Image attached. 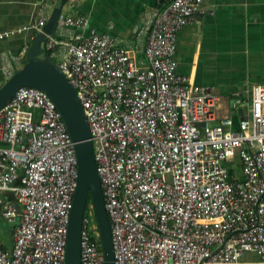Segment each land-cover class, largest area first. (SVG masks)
<instances>
[{
  "label": "built area",
  "instance_id": "obj_1",
  "mask_svg": "<svg viewBox=\"0 0 264 264\" xmlns=\"http://www.w3.org/2000/svg\"><path fill=\"white\" fill-rule=\"evenodd\" d=\"M204 1L164 0L144 64L64 10L57 27L85 35H47L42 44L74 87L90 130L113 264H240L247 252L264 264V85L251 87L248 112L234 127L211 87L176 74L177 35L206 12ZM44 25L40 18L0 39ZM76 182L74 143L54 102L19 88L0 111V221L12 226L10 245L0 236V264H64ZM80 264H104L91 205Z\"/></svg>",
  "mask_w": 264,
  "mask_h": 264
},
{
  "label": "crops",
  "instance_id": "obj_2",
  "mask_svg": "<svg viewBox=\"0 0 264 264\" xmlns=\"http://www.w3.org/2000/svg\"><path fill=\"white\" fill-rule=\"evenodd\" d=\"M55 5L47 0H0V33L40 18L46 24ZM163 6L164 0H78L62 10L85 17L97 33L111 36L144 64L149 28ZM204 10L177 35L176 74L211 87L221 99L219 113L230 116L236 127L248 112L251 87L264 85V0H205ZM36 34L31 30L0 39V86L7 79L6 65L13 73L25 62L26 55L20 54ZM60 34L70 39L85 32L56 26L52 35ZM233 172L241 178L238 166ZM240 264L261 263L247 252Z\"/></svg>",
  "mask_w": 264,
  "mask_h": 264
},
{
  "label": "water",
  "instance_id": "obj_3",
  "mask_svg": "<svg viewBox=\"0 0 264 264\" xmlns=\"http://www.w3.org/2000/svg\"><path fill=\"white\" fill-rule=\"evenodd\" d=\"M66 1H57L47 23L30 43L25 62L0 86V111L21 87L37 88L54 102L74 143L77 159V182L68 220L64 264H80V232L88 200L93 210L104 264H113L109 218L96 172L90 130L74 87L42 49L45 37L53 34Z\"/></svg>",
  "mask_w": 264,
  "mask_h": 264
},
{
  "label": "rangeland",
  "instance_id": "obj_4",
  "mask_svg": "<svg viewBox=\"0 0 264 264\" xmlns=\"http://www.w3.org/2000/svg\"><path fill=\"white\" fill-rule=\"evenodd\" d=\"M53 59V58H52ZM86 213L90 210V204L86 206ZM11 225H8L5 222H0V236L3 241H7L8 244L11 243Z\"/></svg>",
  "mask_w": 264,
  "mask_h": 264
},
{
  "label": "trees",
  "instance_id": "obj_5",
  "mask_svg": "<svg viewBox=\"0 0 264 264\" xmlns=\"http://www.w3.org/2000/svg\"><path fill=\"white\" fill-rule=\"evenodd\" d=\"M48 55H50L49 52H48ZM88 203H89V200H88ZM89 204H90V203H89ZM0 222H1V221H0Z\"/></svg>",
  "mask_w": 264,
  "mask_h": 264
}]
</instances>
